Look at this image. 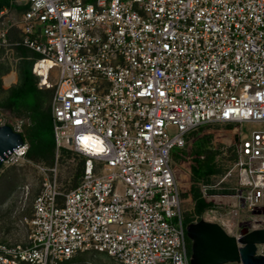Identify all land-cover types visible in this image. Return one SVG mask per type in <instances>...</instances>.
<instances>
[{
  "label": "built area",
  "instance_id": "built-area-1",
  "mask_svg": "<svg viewBox=\"0 0 264 264\" xmlns=\"http://www.w3.org/2000/svg\"><path fill=\"white\" fill-rule=\"evenodd\" d=\"M13 5L22 17L5 28ZM17 47L36 54V83L53 90L56 155L37 166L25 241L0 242V264H73L89 250L115 264H191L189 189L172 151L209 124H239L217 155L223 174L200 183L210 212L237 240L264 228V0H6L0 49ZM62 148L85 158L68 189Z\"/></svg>",
  "mask_w": 264,
  "mask_h": 264
},
{
  "label": "trees",
  "instance_id": "trees-1",
  "mask_svg": "<svg viewBox=\"0 0 264 264\" xmlns=\"http://www.w3.org/2000/svg\"><path fill=\"white\" fill-rule=\"evenodd\" d=\"M5 1L6 0H0V9L3 7ZM16 50L21 59L18 64L16 63L18 67V81L12 87L4 88L2 76L9 73L12 70L11 68L13 65H11L12 63L9 64L6 61L0 62V95L3 94V96L0 98V107L19 113V115L21 113L25 116L24 126L27 129V142L29 144V149L26 154L27 158H29L32 162L45 161L46 163L52 165L55 161L56 155V143L53 134V126L51 127L50 124V122L52 121L51 100L53 96V90L39 88L36 83L37 78L32 72L33 64L36 61V54L31 50L23 47H17ZM4 53H6L5 49H0V56ZM205 126L206 125L201 126L198 129H203V127ZM196 130L191 131L187 135V137L190 136V140L192 135L198 134L200 132L199 130ZM199 139H203V141L199 142ZM211 139L212 138L209 134L204 135L200 138H194V141L196 140L198 141V143L202 144L203 150H205L203 161H200L198 158H196L199 157L198 155L200 154V152H202L200 151L201 145H197L198 147L195 148L196 151H192L193 146L189 147L188 142L185 147H177L180 150H188L185 151L189 153L188 156H185V154L181 153V151L178 152V155L182 157V161H187L191 167L190 181L192 182V186L191 189L185 192L183 195H192L196 199L194 213L189 215L187 214L186 223L193 221L195 219L194 215L201 216L205 212V210L211 207L213 204L212 201L202 197L200 187L199 185H197V183H211V177L213 175H222L224 172L223 166H221L217 162V155L220 151L217 148L211 146ZM194 152L196 153V156L194 155ZM72 154L78 156L80 158V162L75 173V180H73V182L70 184V187H65L66 189L72 188L77 185L85 164V158L82 155L69 149H60L61 158H65L66 155L72 156ZM192 155L194 156V159ZM4 163L3 165H5ZM3 165L1 166L0 170L2 169ZM10 165L12 166L10 170L15 168V166H13L14 164ZM8 178L9 180L4 181L9 190L6 196H9L8 201H11V205L8 208L16 211L14 210V206L15 204L17 205V208H19V215L17 216L16 220L13 221L20 222L24 215L32 209L33 199L35 194L38 192V189L33 186L29 201L27 200V205L25 209L22 210L20 209L21 204L19 203L22 197L21 191H23L24 188L30 184V182H18V180L16 179V175H10V173L8 175ZM4 198L2 199V201L4 200ZM2 201H0V203ZM8 201L5 202V204L8 203ZM12 210H10L11 213L13 212ZM11 229L12 226L10 230ZM10 230L8 232H10ZM4 235H6V233ZM189 240L190 239L188 238L189 250L191 251V244L189 243ZM0 242L13 244V242H11L10 239L7 238V236L1 237Z\"/></svg>",
  "mask_w": 264,
  "mask_h": 264
},
{
  "label": "rangeland",
  "instance_id": "rangeland-1",
  "mask_svg": "<svg viewBox=\"0 0 264 264\" xmlns=\"http://www.w3.org/2000/svg\"><path fill=\"white\" fill-rule=\"evenodd\" d=\"M11 7L12 9L10 13L4 17L5 28H9L10 26L18 22L22 17V13L18 10V7H16L15 5ZM20 59L21 57L18 55L17 50H14V49L7 51L6 53L0 56V62L6 61L9 64L12 63L11 65H13L11 68L12 70L9 73L2 76L4 88L12 87L13 85H15V83H17L18 79H15V74L17 73L18 75L17 64L20 62ZM11 78L12 80L9 81ZM2 96L3 94L0 95V98ZM22 119L25 120V116L22 115L21 113L19 115V113L13 112L3 107H0V125L4 123L15 124ZM50 124L52 127L53 122L51 121ZM238 126L239 124L228 125L225 123L206 125L205 127H203V129H197L196 131L199 130L200 132L198 134L192 135L191 140H190V136L186 137V139H187V142L189 143V147L191 146L194 147V148L192 147V151H196L195 148L198 147L197 146L198 144L201 145L200 151L202 152H200V154L198 155L199 157H196V158H198L200 161H203L204 156H205L204 154L205 150H203V145L198 143V141L202 142L203 139H199L198 141L195 140L196 141L195 142L194 138L195 139L200 138V137H203L204 135L209 134L212 138L210 141L211 146L219 149L221 153V150H225L227 148L229 150L232 149L231 146H228V145L231 142L230 140H232L234 137L233 127H238ZM249 129L250 127L248 125H242V127L240 128V132L241 134H246L249 132ZM180 151L181 153L185 154V156H188L189 154L188 152H185L188 150H180L177 147L174 148L172 151L171 165L175 169L176 175L180 183L182 184V186L185 188L187 187L188 189V186H189L188 180H190V176H191V167L187 161H182V157L178 155V152ZM194 155L196 156L195 152H194ZM193 159H194V156H193ZM219 159H221L220 164L223 166H226V164L224 165V163H226V161H224V155H220ZM59 161H60V167H59L60 168L59 169L60 185L62 188L70 187V184L73 182V180H75L74 179L75 173L78 169L80 158L76 156L75 154H72V156L66 155L65 158L60 157ZM4 164L5 165H3L2 169L0 170V201H2L4 197L6 198H4V200L2 201L3 203L2 202L0 203V238L3 236H7V238H9L10 241L13 243L21 242V241H25L27 229L25 228V226L21 225L19 221H16V222L13 221V220H16L17 216L19 215V212H18L19 208H17L16 204L14 206V210L16 211H13L12 209L8 208L11 205L10 204L11 201H8L9 196L8 197L6 196L9 190L7 188L8 186L6 185L4 181L9 180L8 175L10 173V175L11 174L16 175V179L18 180V182H30V185H32L41 177V173L38 170L37 165H43V164L50 165V164L46 163L45 161L44 162H37V161L32 162L29 158H26V159L23 158L20 162L15 163L13 165L15 166V168L11 170H10V168L12 167L10 165L11 163L6 162ZM220 176L221 174H219V177ZM214 178L216 179V177ZM233 183H234V179L231 178V179H228V183L224 184L223 186L229 187L233 185ZM192 198H194L192 195L189 196L188 198H186V202H187V206L193 209L195 202L193 203ZM7 201L8 203L5 204V202ZM190 203L192 204L190 205ZM21 208L22 207L20 205V209ZM10 210H12L13 212L11 213ZM187 214L189 215L191 213L188 212ZM246 214L247 213L244 211L241 212L242 216H245ZM11 226H12V229L10 230ZM9 230L10 232H8ZM5 233L6 235H4ZM189 243L192 245V242L190 240H189ZM75 261L76 262H73V264H115L113 260L110 257H108L106 254L98 253L93 250L82 252L76 257ZM227 264H238V263H227Z\"/></svg>",
  "mask_w": 264,
  "mask_h": 264
},
{
  "label": "water",
  "instance_id": "water-1",
  "mask_svg": "<svg viewBox=\"0 0 264 264\" xmlns=\"http://www.w3.org/2000/svg\"><path fill=\"white\" fill-rule=\"evenodd\" d=\"M27 129L16 131L11 124L0 125V168L7 156L26 142ZM191 240V264H264L257 244L264 243V228L244 234L239 240L218 222L201 218L187 225Z\"/></svg>",
  "mask_w": 264,
  "mask_h": 264
},
{
  "label": "clouds",
  "instance_id": "clouds-1",
  "mask_svg": "<svg viewBox=\"0 0 264 264\" xmlns=\"http://www.w3.org/2000/svg\"><path fill=\"white\" fill-rule=\"evenodd\" d=\"M36 81H37V79H36ZM51 111H52V108H51ZM53 119V118H52ZM52 122H53V120H52ZM13 127H14V129L16 130V131H20V132H23L24 131V129H26L25 128V120L24 119H22V120H20V121H18L17 123H15V124H11ZM52 126H53V124H52ZM53 134H54V132H53ZM55 138V137H54ZM55 143H56V141H55ZM24 145H28V149H29V144H28V142H27V135H26V142H25V144ZM24 145H22V146H24ZM27 152H28V150H27ZM27 154V153H26ZM26 154H25V158L24 159H26L27 158V156H26ZM5 161V160H4ZM38 166V165H37ZM46 166V165H45ZM38 168V167H37ZM39 170V169H38ZM34 184V183H33ZM28 185V186H30V187H32L33 188V186L34 185ZM188 189L190 190L191 189V186H192V182L190 181V180H188ZM197 185H199V187H200V192H201V186H200V183H197ZM22 192L23 191H21V194H22ZM202 194V193H201ZM191 196V195H190ZM186 198H188L189 196H185ZM203 197V196H202ZM204 198V197H203ZM193 199V203L195 202V204H196V199L195 198H192ZM210 201H212V200H210ZM212 203H214L213 201H212ZM189 204V203H188ZM192 203H190V205H191ZM214 205L215 204H212V206L211 207H209V208H207L206 210H205V212L201 215V216H198V215H194L195 216V219L193 220V221H191V222H195V221H198V220H200L201 218H203V217H206L207 219H210V220H212V221H215V222H218L219 224H221L222 225V223L220 222V221H218V220H216L215 218H214V215H213V213L212 212H210V210H212L213 209V207H214ZM186 206H187V202H186ZM188 207V210H187V213L188 212H190L191 214L192 213H194V210H195V205H194V207H193V209L192 208H190L189 206H187ZM192 209V210H191ZM186 213V214H187ZM207 216H209V217H211V218H208ZM191 222H189V223H191ZM189 223H186V230H187V225L189 224ZM223 226V225H222ZM224 227V226H223ZM224 229H225V227H224ZM226 230V229H225ZM227 231V230H226ZM228 232V231H227ZM229 233V232H228ZM230 234V233H229ZM230 235H232V234H230ZM235 236V235H234ZM187 238H188V236H187ZM260 244H262V243H260ZM191 252V251H190Z\"/></svg>",
  "mask_w": 264,
  "mask_h": 264
},
{
  "label": "bare ground",
  "instance_id": "bare-ground-1",
  "mask_svg": "<svg viewBox=\"0 0 264 264\" xmlns=\"http://www.w3.org/2000/svg\"><path fill=\"white\" fill-rule=\"evenodd\" d=\"M11 80H12V78H11L9 81H11ZM208 218H211V217L208 216ZM214 218H215V217H214ZM227 225L232 226V224H231L230 222H228Z\"/></svg>",
  "mask_w": 264,
  "mask_h": 264
},
{
  "label": "crops",
  "instance_id": "crops-1",
  "mask_svg": "<svg viewBox=\"0 0 264 264\" xmlns=\"http://www.w3.org/2000/svg\"><path fill=\"white\" fill-rule=\"evenodd\" d=\"M16 73V72H15ZM15 79H18V75H17V73L15 74Z\"/></svg>",
  "mask_w": 264,
  "mask_h": 264
}]
</instances>
